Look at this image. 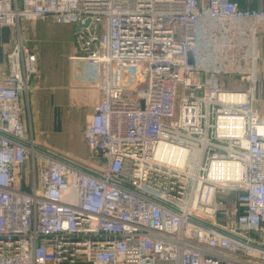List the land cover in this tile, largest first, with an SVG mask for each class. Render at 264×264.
Here are the masks:
<instances>
[{"label": "built area", "instance_id": "1", "mask_svg": "<svg viewBox=\"0 0 264 264\" xmlns=\"http://www.w3.org/2000/svg\"><path fill=\"white\" fill-rule=\"evenodd\" d=\"M45 19L74 25L76 53L97 68L82 138L101 168L28 136L38 59L20 22ZM229 21L251 23L234 89L221 67L234 36L215 43L207 29ZM260 21L264 6L232 0H0L13 42L0 72V264H264ZM125 66L132 95L114 79Z\"/></svg>", "mask_w": 264, "mask_h": 264}, {"label": "rangeland", "instance_id": "2", "mask_svg": "<svg viewBox=\"0 0 264 264\" xmlns=\"http://www.w3.org/2000/svg\"><path fill=\"white\" fill-rule=\"evenodd\" d=\"M20 24L22 38L37 53L38 59V69L30 81V90L24 101L28 136L43 149L101 168V162L92 157L82 138L85 122L92 110L87 93L95 89L89 81L94 82L97 78L96 66L74 53L73 34L68 33L73 30L72 26L71 30L70 26H65L67 24H59L52 19L21 21ZM4 32L3 40H9L10 30L5 29ZM0 49L5 53L9 51H6V45ZM125 68L120 70L118 67L114 79L115 82L122 80L127 86V94L132 95L135 91L134 77ZM224 78L232 82L237 79L235 76ZM73 84L83 85L85 95L68 94L67 88Z\"/></svg>", "mask_w": 264, "mask_h": 264}, {"label": "crops", "instance_id": "3", "mask_svg": "<svg viewBox=\"0 0 264 264\" xmlns=\"http://www.w3.org/2000/svg\"><path fill=\"white\" fill-rule=\"evenodd\" d=\"M232 1H234L238 5V7L241 9H258L261 6H264V0H232ZM65 26H70V27L72 26L73 30L71 27L72 31L68 33L73 34L75 30V26L74 25H65ZM250 28H251V23L247 21H229L225 25L224 29H222L221 27L215 26V25H211V24L208 25L207 27L208 32L210 33V38L215 43H218L219 41H221L222 37L225 34L231 33V35L234 36L233 45L231 47L224 48L221 52V67L225 72L222 80H223V84L227 88H230V89L235 88V85L237 84L236 81L239 80L238 79L239 75L244 73L247 70V67L249 65L248 52L250 49V43H249ZM5 29L8 30V28L0 29V47H2L3 45H6V51H7V49L9 50L11 49L13 42L11 38V33L8 35L9 40H3ZM254 34L256 37H258L256 52L260 57L257 63V71H258V78H259L258 85H257V92L261 98H264V21H260L256 25ZM73 40H74V36H73ZM4 54H5V50L1 51L0 49V72L1 73H5L6 71ZM38 55H40L39 52H38ZM233 76L237 78L234 82L229 81L226 78H224V77H233ZM80 80H84V79L80 78ZM67 89H68V94H71L73 96H77V95L79 96L81 94L85 95L84 90L86 91L83 85L74 86V84L68 86ZM77 92H80V94H78ZM58 94L60 95V92ZM87 94H88L89 99L91 100L90 104L92 105V110H91V113L89 114L90 116L93 112L94 106L98 103L100 99V94L97 89H92ZM259 108L262 111H264V104L259 103Z\"/></svg>", "mask_w": 264, "mask_h": 264}, {"label": "water", "instance_id": "4", "mask_svg": "<svg viewBox=\"0 0 264 264\" xmlns=\"http://www.w3.org/2000/svg\"><path fill=\"white\" fill-rule=\"evenodd\" d=\"M87 24H88V22H85L84 26H86ZM36 148L45 151V150L42 149V148H39V147H36ZM45 152H46V153H49L48 151H45ZM50 154H51V153H50ZM55 156L58 157L60 160L66 162V163L73 164L72 161H70V160H68V159H66V158H64V157H62V156H59V155H55ZM81 168H82V167H81ZM82 169L85 170V171H87V172H90V173H92V174H95L94 172H92V171H90V170H88V169H86V168H82Z\"/></svg>", "mask_w": 264, "mask_h": 264}]
</instances>
